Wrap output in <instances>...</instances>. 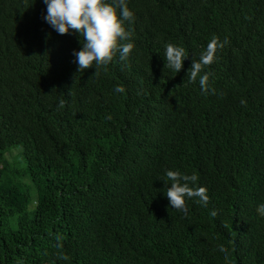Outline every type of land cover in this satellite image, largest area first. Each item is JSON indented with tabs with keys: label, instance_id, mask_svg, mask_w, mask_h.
Instances as JSON below:
<instances>
[{
	"label": "trees",
	"instance_id": "1",
	"mask_svg": "<svg viewBox=\"0 0 264 264\" xmlns=\"http://www.w3.org/2000/svg\"><path fill=\"white\" fill-rule=\"evenodd\" d=\"M128 6L127 58L79 70L83 37L44 0H0V264H264V0ZM213 36L228 43L204 92L187 69ZM169 168L208 206L171 207Z\"/></svg>",
	"mask_w": 264,
	"mask_h": 264
},
{
	"label": "clouds",
	"instance_id": "2",
	"mask_svg": "<svg viewBox=\"0 0 264 264\" xmlns=\"http://www.w3.org/2000/svg\"><path fill=\"white\" fill-rule=\"evenodd\" d=\"M44 3L47 9L44 19L52 28L60 34L75 30L79 37H83V42L80 39L81 47L78 50L73 49L79 70L93 65H107L117 51L120 59H126L133 49V33L125 27V21L131 23L134 20V12L129 8L128 0H44ZM227 43V37L220 40L213 36L208 41L199 59L193 60L187 69L189 82H195L198 78L201 90L210 91V73L203 69L218 59L217 50ZM187 55L183 46L166 43L167 66L175 72L181 70ZM115 91L123 93L125 88L117 85ZM165 174L167 190L164 193L171 207L186 213L187 198H195V203L208 206L210 197L207 187L197 183L198 176L195 173L187 174L179 169L169 168L165 170ZM256 211L264 216V202L257 204ZM210 215L216 216V210L212 209ZM220 252L225 253L223 247H220Z\"/></svg>",
	"mask_w": 264,
	"mask_h": 264
},
{
	"label": "rangeland",
	"instance_id": "3",
	"mask_svg": "<svg viewBox=\"0 0 264 264\" xmlns=\"http://www.w3.org/2000/svg\"><path fill=\"white\" fill-rule=\"evenodd\" d=\"M9 151L7 152V154H6V156H7V158L8 159H10L11 161H13L12 160V158L13 157H11V155L9 154L10 153V151H12L11 152V154H14V159H15V161H19L20 159H21V157H22V154H21V146H19V145H13V146H11L9 149H8ZM18 153V155H17V153ZM14 162V161H13ZM15 163V162H14Z\"/></svg>",
	"mask_w": 264,
	"mask_h": 264
}]
</instances>
